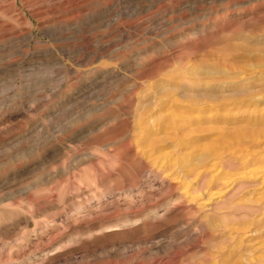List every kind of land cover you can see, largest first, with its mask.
Masks as SVG:
<instances>
[{"label":"rangeland","instance_id":"obj_1","mask_svg":"<svg viewBox=\"0 0 264 264\" xmlns=\"http://www.w3.org/2000/svg\"><path fill=\"white\" fill-rule=\"evenodd\" d=\"M0 264H264V0H0Z\"/></svg>","mask_w":264,"mask_h":264},{"label":"bare ground","instance_id":"obj_2","mask_svg":"<svg viewBox=\"0 0 264 264\" xmlns=\"http://www.w3.org/2000/svg\"><path fill=\"white\" fill-rule=\"evenodd\" d=\"M212 94V93H211ZM217 95V94H216ZM215 94H212L211 97L213 99V101L217 100V96ZM204 98V97H203ZM221 98V97H220ZM197 106V105H196ZM198 108V106H197ZM192 109V108H191ZM187 120V119H186ZM184 120V121H186ZM187 121H190V122H194V120L192 119H188ZM186 121V122H187ZM196 121V120H195ZM93 156V155H92ZM92 158V157H91ZM92 160V159H91ZM236 160V159H234ZM161 162V161H160ZM160 162H157V161H153L151 163V165L155 168H157L158 171H164V172H168L169 170V167L167 165H163L161 166L160 165ZM106 164V163H105ZM182 164H185V163H182ZM200 164V163H199ZM150 165V164H149ZM170 165V164H169ZM202 165V164H201ZM106 166V165H105ZM148 166V165H146ZM150 167V166H149ZM148 167V168H149ZM237 169H240L242 170V165L240 163L237 162ZM237 169H235L236 171H238ZM98 171V169H97ZM148 171V170H147ZM174 177L176 180H178L179 183L183 182L184 184L186 183H190L191 185H194V186H198L200 184V182L202 180H205V179H214L216 180L215 178H212V175H211V171H209L208 169H206L205 167H199L197 169H189L187 168L186 166H182L179 168V171L177 170L174 174ZM89 176V175H88ZM80 178H83V177H80ZM97 179V178H96ZM85 180V179H84ZM88 181V184L91 183V180L90 179H86V182ZM92 181H95V177H94V180ZM82 182V181H81ZM96 182V181H95ZM88 184H86L88 186ZM223 184V183H222ZM221 184V185H222ZM85 185V184H84ZM96 185L95 183L93 184V186ZM209 184H207L206 188L210 187ZM213 185V184H212ZM216 185V184H215ZM92 186V187H93ZM220 186V184L218 185ZM218 186H215V187H218ZM90 187V186H89ZM92 187H91V190H92ZM93 192H95L94 190H92ZM118 196V195H117ZM127 196V195H126ZM125 196V198H126ZM87 205V204H86ZM85 205V206H86ZM103 202L100 203V201L98 202V209L95 211V213H100L102 208L104 207L103 206ZM109 205V204H108ZM108 208V207H107ZM118 208V207H117ZM88 211V210H87ZM91 211V210H90ZM106 212V211H105ZM93 213V212H92ZM72 215V214H71ZM98 215V214H97ZM101 215V214H100ZM99 215V216H100ZM89 216V215H88ZM95 216V215H94ZM87 217V216H86ZM83 220V219H82ZM115 226V225H114ZM112 227V226H111ZM119 227V226H118ZM116 228V227H115ZM106 229H108L106 227ZM110 229V228H109Z\"/></svg>","mask_w":264,"mask_h":264}]
</instances>
